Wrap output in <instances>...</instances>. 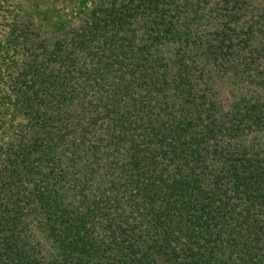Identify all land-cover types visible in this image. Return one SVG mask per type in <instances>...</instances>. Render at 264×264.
I'll list each match as a JSON object with an SVG mask.
<instances>
[{
	"label": "trees",
	"instance_id": "16d2710c",
	"mask_svg": "<svg viewBox=\"0 0 264 264\" xmlns=\"http://www.w3.org/2000/svg\"><path fill=\"white\" fill-rule=\"evenodd\" d=\"M0 0V264H264V0Z\"/></svg>",
	"mask_w": 264,
	"mask_h": 264
},
{
	"label": "rangeland",
	"instance_id": "374dc122",
	"mask_svg": "<svg viewBox=\"0 0 264 264\" xmlns=\"http://www.w3.org/2000/svg\"><path fill=\"white\" fill-rule=\"evenodd\" d=\"M95 2L97 0H61L53 6L35 9L34 16L39 24L55 35Z\"/></svg>",
	"mask_w": 264,
	"mask_h": 264
}]
</instances>
